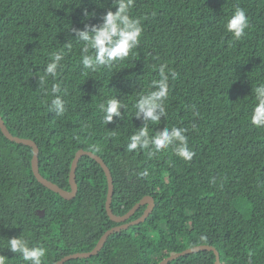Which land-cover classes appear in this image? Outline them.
Listing matches in <instances>:
<instances>
[{"label":"trees","instance_id":"obj_1","mask_svg":"<svg viewBox=\"0 0 264 264\" xmlns=\"http://www.w3.org/2000/svg\"><path fill=\"white\" fill-rule=\"evenodd\" d=\"M117 8L116 0H0V114L13 135L38 144L41 173L70 190L77 152L93 151L111 169L115 214L145 196L156 203L145 222L113 233L97 255L65 264H159L202 244L220 252L221 264H264V127L251 123L252 89L264 84V0H133L129 15L143 28L138 46L111 68L86 69L77 30L91 32ZM237 8L249 21L239 40L225 27ZM61 51L57 75L42 80ZM161 66L166 115L146 121L135 104L162 79ZM55 96L64 102L62 115L51 106ZM109 99L122 106L105 124L100 104ZM146 124L151 136L184 129L192 159L176 155L175 145L153 156L151 144L128 151ZM33 154L0 127V254L7 264H28L7 247L12 237L46 249L42 264L93 250L120 224L106 209L103 167L84 155L79 191L69 200L36 178ZM215 263L216 253L204 250L168 264Z\"/></svg>","mask_w":264,"mask_h":264},{"label":"clouds","instance_id":"obj_2","mask_svg":"<svg viewBox=\"0 0 264 264\" xmlns=\"http://www.w3.org/2000/svg\"><path fill=\"white\" fill-rule=\"evenodd\" d=\"M118 8L115 12L108 11L103 22L99 25H90L91 32L87 30H77L78 37L85 42L83 48L82 62L86 69L97 71L101 66L111 68L115 62L121 61L129 56L130 52L140 43V37L143 32L140 19L133 18L129 15V9L132 7L133 0H116ZM94 13L85 10V16L90 17ZM226 30L232 36L239 40L245 35V30L249 28V21L246 12L237 8L231 18L226 22ZM64 58V53L56 52L52 54L51 62L48 63L44 80L46 76L55 77L57 68ZM159 74L162 79L153 80L154 90L143 95L136 102V116L143 113L146 121L157 122L161 115H166L164 100L168 96L169 85L168 76L165 75V66H161ZM173 79L176 73L171 72ZM57 86H53L52 92L56 93ZM255 96L256 104L252 109L251 123L257 127H264V84H260L252 89ZM51 106L58 110L62 115L65 111L64 102L59 96H55L51 101ZM122 104L117 99H109L106 104H100V109L104 112V123L112 121L114 116L120 115ZM159 109V112H157ZM184 129L171 128V132L165 129L151 136L147 124L130 137V143L127 146L128 151L137 150L139 147L148 148L149 144L153 145V151L150 156L155 155L162 149L175 145V154L185 160H191L193 152L188 148V141L184 135ZM144 175H147L145 171ZM12 252L20 253L28 264H42V258L46 255L44 248H31L21 237H12L8 239V246ZM8 257L0 254V264H7Z\"/></svg>","mask_w":264,"mask_h":264},{"label":"water","instance_id":"obj_3","mask_svg":"<svg viewBox=\"0 0 264 264\" xmlns=\"http://www.w3.org/2000/svg\"><path fill=\"white\" fill-rule=\"evenodd\" d=\"M0 127L3 131V133L5 134V136L7 138H9L10 140L15 141L17 143H22V144L28 145V146L33 148L34 154H33V159H32V168H33V171H34L36 178L44 186H46L47 188L61 194L66 199H69V200L73 199L78 194L79 186H78V182H77V169H78L79 161L84 155H89L92 158H94L95 160H97L101 164V166L103 167L104 171L106 172V175L108 178V184H109V191H108V196H107V201H106V209L108 211L110 218L113 221L120 223V224L112 227L109 230H107L103 234V236L101 237V239L99 240V242L97 243V245L95 246V248L93 250L69 254V255L63 257L61 260H59L56 264H65V262H67L70 259L87 258V257L97 255L102 250V248L105 246L108 238L113 233L119 232V231L124 230V229H128L129 227H131L133 225H137V224L145 222L147 220V218L150 216V214L154 211L155 206H156L155 199L152 196H145L144 198L141 199V201H139L126 214H124V215L115 214L113 212V209H112L113 197L115 194V184H114V179H113L111 169L106 164V162L103 160V158L101 156L97 155L96 153H94L93 151L80 149L77 152V154L74 158L72 168H71V173H70L71 189L69 190V189H65V188L59 186L57 183L49 180L48 178H46L41 173L40 164H39L40 149H39L38 144L30 138H23L20 136L13 135L11 133V131L9 130V128L7 127L5 120L3 119L1 114H0ZM143 205L147 206L143 215L141 217H139L138 219H134L132 221L127 222V220H129ZM39 214L42 216L45 215V210H40ZM204 250L214 251L216 253V263L215 264H221L220 252L214 246H211L208 244H202V245H198V246H195L192 248H188V249L184 250L183 252H179L177 254L169 256L168 258L162 260L159 264H168L170 261L177 259L180 256L199 252V251H204Z\"/></svg>","mask_w":264,"mask_h":264}]
</instances>
